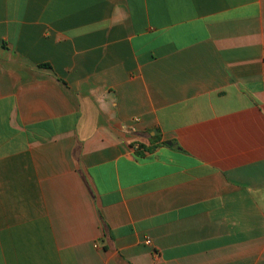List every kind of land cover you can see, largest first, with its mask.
Wrapping results in <instances>:
<instances>
[{"label":"crops","instance_id":"1","mask_svg":"<svg viewBox=\"0 0 264 264\" xmlns=\"http://www.w3.org/2000/svg\"><path fill=\"white\" fill-rule=\"evenodd\" d=\"M0 264H264V0H0Z\"/></svg>","mask_w":264,"mask_h":264},{"label":"built area","instance_id":"2","mask_svg":"<svg viewBox=\"0 0 264 264\" xmlns=\"http://www.w3.org/2000/svg\"><path fill=\"white\" fill-rule=\"evenodd\" d=\"M147 243H148V244H151L152 241H151L150 239H147Z\"/></svg>","mask_w":264,"mask_h":264}]
</instances>
